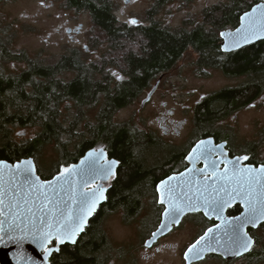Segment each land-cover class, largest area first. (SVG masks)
<instances>
[{
  "label": "trees",
  "instance_id": "16d2710c",
  "mask_svg": "<svg viewBox=\"0 0 264 264\" xmlns=\"http://www.w3.org/2000/svg\"><path fill=\"white\" fill-rule=\"evenodd\" d=\"M58 1L65 10L88 16V49L99 51L98 59L80 47L67 48L50 61L31 57L13 48L15 34L0 18V161L31 158L44 181L97 148L120 163L118 183L124 191L134 190L144 176L166 174L169 166L180 163L182 148L174 149L151 133L135 130L129 121L117 123L114 116L133 105L151 87L152 79L174 68L189 51L202 66L219 67L229 77H249L245 84L214 94L197 107L199 134L215 135L211 127L217 120L264 93V41L227 55L219 48V33L237 27L239 17L261 0H227L206 11L203 21L191 27L186 21L184 27L174 29L150 20L172 0H153L146 12L150 26L138 28L120 20L112 0ZM11 62L25 68L9 73ZM25 129H33L32 136L16 135ZM47 148L52 150L50 162L45 157ZM106 207L111 208V194ZM98 226L91 225L83 237L98 239L89 243V251H63L71 255L68 263L94 264L98 254L101 257L106 239ZM259 260L264 262L261 245Z\"/></svg>",
  "mask_w": 264,
  "mask_h": 264
},
{
  "label": "flooded vegetation",
  "instance_id": "af4514ba",
  "mask_svg": "<svg viewBox=\"0 0 264 264\" xmlns=\"http://www.w3.org/2000/svg\"><path fill=\"white\" fill-rule=\"evenodd\" d=\"M129 1V0H128ZM127 1V2H128ZM181 5L190 6L195 2V0H178ZM227 0L218 3L223 4ZM261 2V1H260ZM153 4V3H152ZM169 4V3H168ZM161 7L158 10L157 15H154V18H151V21L160 22L164 27H168L170 29L174 28H182L186 21L189 23V27L195 25L197 22H201L205 19L206 11L210 10L213 6L216 5H206L201 9L197 17H190L185 18L180 22V24L176 26L169 25L165 22V19L161 18L159 15L165 7L168 5ZM217 4V5H218ZM152 6V5H151ZM149 9V8H148ZM133 20V19H132ZM138 21L137 24L133 25L130 21H123L127 25H130L133 28L138 27H148L150 26L151 22L146 17V13L142 20L134 19ZM153 24V23H152ZM236 27L229 29L234 30ZM227 31L223 30L220 33ZM80 33V32H78ZM219 33V38H220ZM221 38H220V52L223 55L231 54V53H223L221 51ZM85 51L90 54L91 58L98 59L99 58V51L90 52L88 47L85 46ZM192 52V51H190ZM237 52V51H236ZM195 56V59L191 62V65L194 67L195 75L201 78H210L213 73L220 74L223 78L231 81H236L235 85L224 87L214 93L207 94L203 97V99L193 108L191 122L192 128L188 137V140L184 143V145H172L165 143L162 137L158 136L156 133L149 131L147 129H141L139 127H133L135 130L142 131L147 133L153 134L161 143L168 145L172 148H182L184 155L180 163L173 164L169 166L170 171L166 174H156V175H146L144 178L134 186V190H122L123 188H119L118 180L122 178V176L118 173L120 170V163L111 158V160H115L118 163V168L116 173L111 176L110 180L106 183H103L102 186L106 189V200L105 202L99 206L98 210L93 214L90 218L87 227L85 228L84 232L81 236H79L77 243L74 245H64L59 248V251L54 253L49 262L50 264H71L68 263V258L71 255H68L64 250H71L73 251L76 248L83 249L84 252L89 251L88 246L91 242L98 240L96 238H83L90 228L91 225H99L97 229L103 232V224L105 221L111 216V219L118 217L120 223L126 229H132L134 232V239L132 238L129 243L126 245H117L111 239L108 242L106 239L105 245L101 248V257L98 254L96 258L97 261L94 264H161V261L158 259L162 256L163 253L169 252L172 249L171 241L172 239H176V235L183 233L184 231L188 232L189 239L187 242L183 244V247L180 249L179 253L176 254V259L178 264H260L259 255H260V242L264 239V223L257 225L256 227H247L246 233L250 236L253 241L252 249L240 257H233V258H224L222 256H217L213 254H207L203 257V259L193 260L191 262L184 260V253L187 248L194 243L201 235H204L209 228H216L217 225H220V222L217 218L225 219V220H234L237 217H240L244 212V207L240 202H233L230 206L225 208L224 216H214L215 213L211 209L208 210V216L205 215L201 211L197 212H187L183 216H181L180 224L176 226H172L170 229H165L164 232L158 235L156 241L152 244L150 248L143 247L144 241L147 239H151V233L157 232L159 230V225L161 222L165 220L163 212L166 210V204H160L159 197L160 193L156 191L157 187L161 184V181L168 180L169 177H177V181H169V183H176V193L178 196H191L195 194L194 191V178H185L182 174L188 170L190 167L195 166L197 170H205L206 173L200 176L201 179L206 180L209 182L211 181L213 174H211L209 169L212 171L222 172L225 170L227 162L236 161L237 157H244L247 156V160H240L239 161V168H251V169H259L264 167V153L263 149L261 148V142L256 139L252 140H238L236 133L231 127L226 126H219V124L226 119H228L232 114L239 113L247 108L256 107L258 102L260 104V100L264 93L260 94L256 98L252 99L250 102L245 104L242 108L237 110H233L227 116L223 117L216 121V123L211 127L213 131H215V135L206 134L201 135L200 130L201 128L196 124L197 118V107L210 96L217 94L226 89H235L238 86H241L248 82V76L242 77H229L227 76L219 67H206L202 66L199 61H197L198 56L192 52ZM235 53V52H232ZM186 56V55H185ZM183 56V58L185 57ZM182 58V59H183ZM182 62L180 60L175 67ZM174 67V68H175ZM174 68L170 69L165 73H160L156 79H152L150 82L151 87L147 90H143L142 94L139 95L138 99L144 97L141 101V108L150 100L153 96L156 95L157 91L159 90L160 86L165 80V76L171 72ZM109 74L111 75V68L109 69ZM111 79V77H110ZM136 100V101H137ZM170 125H173L170 122ZM169 126V125H168ZM167 126V127H168ZM167 127H162L164 130V134H167ZM264 134V129L260 131L259 137ZM201 141H211V144L207 147H211L215 149L213 153L208 155L207 158L201 157V159L196 160L194 162H188L187 158L192 154L193 149L196 147L198 143ZM108 156V155H107ZM109 159V157H108ZM212 161H215V165H213ZM227 163V164H226ZM55 176V175H54ZM54 176H52L51 180ZM47 180V181H48ZM186 181V182H185ZM97 184L87 187L85 190L90 191L91 188L96 187ZM111 194V208L106 207L109 203V196ZM122 195L127 197L124 200ZM116 196V197H115ZM138 206L137 209H134ZM103 210V214L98 221L96 218L98 217L99 213ZM222 217V218H221ZM99 231V230H98ZM104 234V232H103ZM262 236V237H260ZM97 242V241H96ZM86 245V246H85ZM55 243L51 244L50 247H55ZM174 250V248H173ZM99 252V251H98ZM174 252V251H173ZM175 253V252H174ZM100 258V259H99ZM92 262V260H91Z\"/></svg>",
  "mask_w": 264,
  "mask_h": 264
},
{
  "label": "snow or ice",
  "instance_id": "6c2138e0",
  "mask_svg": "<svg viewBox=\"0 0 264 264\" xmlns=\"http://www.w3.org/2000/svg\"><path fill=\"white\" fill-rule=\"evenodd\" d=\"M130 23L135 25L138 21L133 19ZM220 35L226 41L225 50H232L244 43L264 37V6H258L253 8L251 12H245L240 17V27L235 32H222ZM112 75L116 76L118 80L123 79L115 72ZM17 135H23V133H17ZM207 144L210 145L211 142L209 141ZM214 151L215 149L207 147L205 142L201 141L193 149V154L188 159L190 162H194L201 157L207 158ZM102 156L103 150L99 153H89V157H94V159L88 162L87 168L62 169L59 175L50 182L47 190L40 183L39 178L35 181L29 178L28 183L32 191L22 198L14 190L0 186V216H5V213H8L14 223L19 221L20 224L24 225L19 228V234L9 231L0 235V242H3L4 245L11 242L17 246L18 253L14 259L22 260L24 264H42V261L34 260L32 256L25 255L23 251L25 244L33 245L39 249L44 254L43 261H47L52 251H59L58 247L48 248L49 244L59 245L65 240L75 243V237L83 231L87 218L95 211L98 203L105 199V188L96 186L90 191H82L79 195H69L67 201H54L49 195V191H55L58 187L63 191V186L67 183L71 191L75 192V189L71 187L74 183L71 178L77 175L82 177L84 186L91 185V181L87 177L93 172L100 175V178L107 179L112 174L116 162L111 161L105 165H100L99 170H97L96 162ZM247 159V156L237 157L236 161L230 162L233 168L231 175L227 170L222 175L213 172V175L216 176V183L220 187H214L212 191L217 194L222 191L228 197H231L232 193L235 192L236 195L243 198L246 207L242 217L226 222L227 228L224 231L229 236L230 243L221 245L218 238L208 235V233L213 232V229L209 228L204 235H201L187 248L184 253L185 261L203 259L202 253L204 251L217 252L222 249L221 254L223 255L240 257L252 249L254 241L244 229L248 225L257 226L264 222V183H262L264 181V167L258 170L239 168V161ZM212 163L215 165V161ZM31 170V162L29 161L24 171L31 172ZM177 180V177H169L168 180L161 181L157 187L156 191L160 193L158 202L167 205L163 212L165 220L160 223L157 232L151 233V239L144 241L143 247L150 248L158 238V234H162L165 229L179 225L181 216L187 212L203 210L204 214L208 215V210L211 209L217 216H220L223 209L232 203L231 199L219 195L209 198V196L201 194L195 199L187 195L178 196L176 193L177 184L169 183V181ZM229 184L233 185L231 189H229ZM204 190H208L207 185L204 186ZM10 191L11 195H9ZM73 205H76L78 210L74 209ZM8 218L9 216H5V219ZM219 228L220 225H217V229Z\"/></svg>",
  "mask_w": 264,
  "mask_h": 264
},
{
  "label": "rangeland",
  "instance_id": "374dc122",
  "mask_svg": "<svg viewBox=\"0 0 264 264\" xmlns=\"http://www.w3.org/2000/svg\"><path fill=\"white\" fill-rule=\"evenodd\" d=\"M112 1L117 5L121 21L142 20L153 3V0ZM223 1L225 0H195L193 4L186 6L181 5L178 0H172L159 15L169 25L176 26L189 16L199 18V12L206 5H217ZM0 18L11 26L15 34L13 48L24 50L31 57L39 56L50 61L63 54L67 48L88 47L90 35L88 16L76 15L65 10L58 0H0ZM194 59L193 53L187 52L182 62L165 76L164 82L150 102L141 108V101L144 98L142 97L117 113L114 121L117 123L129 121L135 127L156 133L165 143L184 145L192 128L193 108L205 95L236 84V81L227 80L216 73L210 78L196 76L191 65ZM24 68L25 65L22 63L11 62L7 65L9 73H19ZM170 122L173 125H170ZM163 126H168L167 134H164ZM219 126L231 127L239 141L258 138L264 153V134L259 137L260 131L264 129V96L256 107L251 106L232 114ZM33 133V129L16 131V135L23 139L32 136ZM45 157L47 162L52 160L50 148H47ZM102 228L105 238L109 239L110 243L112 239L117 245H126L132 238L134 239L133 230L123 227L118 217L111 219L110 216ZM188 239L187 231L177 234L176 239L171 241L172 249L158 258L161 264H178L175 255ZM260 245L264 248V239Z\"/></svg>",
  "mask_w": 264,
  "mask_h": 264
},
{
  "label": "water",
  "instance_id": "95a60500",
  "mask_svg": "<svg viewBox=\"0 0 264 264\" xmlns=\"http://www.w3.org/2000/svg\"><path fill=\"white\" fill-rule=\"evenodd\" d=\"M258 6H264V0H261V2H259L256 5H254L251 9H249L246 12H251V10L253 8H257ZM240 17H239L238 26L234 30H227V31H224V32H235V30L240 27ZM220 38L222 40V42H221V51L223 53L236 52V51H239V50H241V49H243L245 47H248V46H251V45L256 44L258 42L264 41V37H261V38H258V39H254V40H252L250 42L244 43L242 46L237 47L235 49L225 50L224 49V44L226 43V41L221 35H220ZM204 142H205V144L207 146V142H209V141H204ZM199 144L200 143H198L197 145H199ZM101 150H103V156H102L101 159H99L96 162L95 167H96L97 170H99L100 165H105V164H107V163H109L111 161H115V160L108 159V156H107V153H106L105 149H103V148L91 149V150L87 151L83 155V157L81 159H79L76 163L71 164L69 166L61 167L59 169L58 173L51 180H48V181H44L38 176L35 162L31 158L21 159L20 161H17L15 163H8L6 161H0V186H2L4 188H10L11 190H14L22 198V197L26 196L29 192L32 191V189H31V187H30V185L28 183L29 178L31 180H33V181H35L37 178H39L40 183L42 185H44L45 189L47 190L48 189V185L50 184V182H52L55 179V177L59 175V173H60V171L62 169H64V168H73V169L87 168L88 162L91 161L92 159H94V157H89V153H99ZM192 154H193V152H192ZM29 161L31 162L32 170H31V172H25L24 169L28 166V162ZM82 161L84 162L83 164H82ZM187 161L189 162L188 158H187ZM115 162H116V164L113 167L112 174L107 179L100 178V175H98L96 172L91 173L87 177L91 181V185L90 186L95 185V184H97V186H102L103 183L108 182L110 180L111 176L116 173V170L118 168V163H117V161H115ZM227 163H226L227 165H226L225 170L222 171V172H217L215 170L212 171L211 169H209L208 172H210L211 174H213V172H215L217 175H222L227 170L229 175H231L232 171H233L232 164L230 162H227ZM190 169H191V172H189ZM256 170H258V169H256ZM204 173H206L205 170H200L199 171L192 164V167H190L188 170H186L182 174V176H184L185 178H194L195 179L194 180V182H195V186H194L195 194L191 195L193 197V199H195L196 196H201V194H203L205 196H209V198L219 195V196H223V197H225L227 199H231L232 203L233 202H240L243 205L244 212H245L246 207H245L244 200H243V198L241 196H238V195H236L235 192H233L231 197H228L222 191L219 194H217L216 192L212 191V189L214 187L218 188V187H220V185L216 183V176H214V175H213L211 181L209 180V182L206 181V180L201 179L200 176L202 174H204ZM71 179L74 182L71 187L75 189V192H72L71 189H70V186L67 183H65L64 186H63L64 187L63 191H61L59 189V187L55 191H49V195L53 198L54 201H61V200L67 201L68 198H69V195L76 196V195H79V193H81L82 191L83 192H87L85 189L87 187H89V186H84L82 184V177L81 176L77 175V176L72 177ZM262 183H264V181H262ZM205 185H207V189H208L207 191L204 190V186ZM232 186L233 185L229 184V189H231ZM9 195H11V191L9 192ZM33 195H34V193H33ZM104 197H105V199L101 200L98 203L95 211L87 218V221L85 223L83 231L79 232L77 234V236L75 237V243H72L71 241L65 240L62 244L56 245L55 247H50L51 244H49L48 248L54 249L56 247L60 248V247H62L64 245H74V244H76L79 236L82 235V233L84 232L85 228L87 227V224H88L90 218L98 210L99 206L102 205L105 202V200H106V189H105V192H104ZM21 203H22V200H21ZM73 207H74V209L78 210L76 205H73ZM166 208H167V205H166ZM225 208L223 209V212L220 214V216H224ZM201 212L204 213L203 210H201ZM244 212H243V214H244ZM212 214H215L214 216H217L216 213H212ZM243 214L240 217H242ZM5 216H9V218L5 219ZM5 216H0V221H2V223H0V230H2V231H0V235H4L5 232H9V231H14L17 234H19V228L23 227L24 225L20 224L19 221L14 223L11 220V217H10V215L8 213H5ZM217 219L220 222V228L219 229H217V227L213 228V232L212 233H208V235L212 236L214 238H218L221 245H225L226 243H230L229 236L225 233L224 229L227 228V223L226 222L234 221L235 219L234 220H225V219L221 220L220 218H217ZM262 223H264V222H262ZM258 225H260V224H258ZM247 227H256V226L248 225ZM247 227H245L244 231H246ZM158 235H160V234H158ZM213 243H214V241H213ZM23 251H24L25 255L32 256L34 260L38 259V260L42 261V264H50L49 260H50L51 256L54 253L58 252V251H55V250L52 251V253H51V255H49L47 261H43V255L44 254L39 249L35 248V246L29 245V244H25ZM221 252H222V249L220 251H217V252L204 251L202 253V255L204 257L207 254H213V255L222 256V257L228 258V259L234 257V256H230V255H223V254H221ZM17 253H18L17 246L13 245L11 242H9L7 245H4L3 242H0V264H24V262L22 260L18 261L17 259H14V257L17 255ZM196 260H199V259H196Z\"/></svg>",
  "mask_w": 264,
  "mask_h": 264
}]
</instances>
